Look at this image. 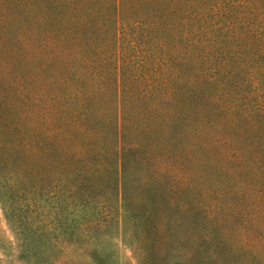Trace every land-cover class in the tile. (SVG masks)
I'll return each mask as SVG.
<instances>
[{
  "label": "rangeland",
  "instance_id": "1",
  "mask_svg": "<svg viewBox=\"0 0 264 264\" xmlns=\"http://www.w3.org/2000/svg\"><path fill=\"white\" fill-rule=\"evenodd\" d=\"M84 56L53 2L0 0V264H264L252 135L78 94Z\"/></svg>",
  "mask_w": 264,
  "mask_h": 264
},
{
  "label": "trees",
  "instance_id": "2",
  "mask_svg": "<svg viewBox=\"0 0 264 264\" xmlns=\"http://www.w3.org/2000/svg\"><path fill=\"white\" fill-rule=\"evenodd\" d=\"M50 1L84 48L78 94L119 103L127 93L166 118L207 117L251 134L264 163V0Z\"/></svg>",
  "mask_w": 264,
  "mask_h": 264
}]
</instances>
